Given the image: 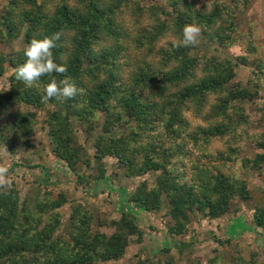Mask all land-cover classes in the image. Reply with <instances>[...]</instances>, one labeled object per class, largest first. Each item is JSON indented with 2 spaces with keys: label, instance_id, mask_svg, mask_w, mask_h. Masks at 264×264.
Masks as SVG:
<instances>
[{
  "label": "trees",
  "instance_id": "1",
  "mask_svg": "<svg viewBox=\"0 0 264 264\" xmlns=\"http://www.w3.org/2000/svg\"><path fill=\"white\" fill-rule=\"evenodd\" d=\"M142 1L8 0L0 9V43L21 39L27 46L33 38L59 35L54 60L67 71L53 76L75 83L78 94L42 102L50 77L29 87L15 78L25 48L0 52V78L7 67L12 70L9 89L0 90V112L17 106L4 128L8 136L0 140L11 153L17 148L12 135L28 147L38 113H44L54 157L88 185L89 178L77 169L89 167L91 158L73 135V121L87 135L100 129L92 157L99 174L92 181L108 180L105 158L114 159L126 178L157 174L152 187L143 181L126 202L145 212L158 211L165 202L173 222L169 233L179 236L190 214L216 220L232 212L234 201L251 199L247 182L231 164L250 124L243 104L264 88V64L254 63L257 89L251 91L235 82L236 68L248 66V56L257 53L250 37L235 61L199 55L198 42L181 44L184 26L195 24L206 45L235 46L237 19L250 0H162L161 5L147 0V6ZM262 113L264 121V107ZM217 142L222 148L213 150ZM256 146L264 150V139ZM263 162L264 154L242 160L244 168L252 169ZM65 203L63 194L52 200L44 192L31 205L21 201L13 184L0 183V264H107L120 260L133 238L141 242L133 212H122L106 234L93 230V215L80 204L72 206L66 237H57L62 225L57 210ZM252 221L264 234V208L254 209ZM133 264L176 263L168 258ZM231 264H264V257L237 256Z\"/></svg>",
  "mask_w": 264,
  "mask_h": 264
},
{
  "label": "rangeland",
  "instance_id": "2",
  "mask_svg": "<svg viewBox=\"0 0 264 264\" xmlns=\"http://www.w3.org/2000/svg\"><path fill=\"white\" fill-rule=\"evenodd\" d=\"M216 1L204 0L210 4ZM8 0H0V9ZM158 5L162 0H157ZM149 1H142L141 5H149ZM238 42L230 49L206 45L198 37L199 55L216 56L222 59L236 60L244 54L247 37L252 39L256 47V55L248 56V66L239 65L236 68L235 82L241 83L251 91L256 90V77L254 63L262 61L264 64V0H250L246 10L239 14L237 19ZM26 46L21 39L0 43V52L8 55L13 51L24 49ZM12 70H7L0 78V90H8V78ZM245 113L248 116L249 127L247 135L237 147L239 154L231 168L236 175L244 179L251 193L248 202L234 201L232 212L216 220H209L201 214H190L183 235H171L169 228L173 225L166 215L167 206L164 202L162 208L155 212H145L130 206L126 200L138 185L143 181L152 187L156 178L155 173L142 177L126 178L124 169L119 167L114 159L105 158L103 167L107 181H92L99 174L98 165L92 159L93 142L100 129L87 135L84 129L73 121V135L81 145L86 155L91 158L89 167L80 165L77 169L79 175L88 177L89 184L79 182L75 174L69 172L63 162H59L53 155L49 139L43 125L44 113H38L35 136L27 140L28 147L21 146V141L15 136L10 140L17 148L14 153L5 152L0 140V167L8 169L7 178L18 190L21 201L26 200L31 205L43 198L44 192L49 199L55 200L60 194L66 198V203L58 209L61 215V228L57 237H66L69 228V217L72 206L80 204L93 215V230L110 234L109 224L117 220L124 211L133 212L142 233L141 242L133 238L124 256L107 264H133L138 260H166L172 258L176 264H231L233 258L241 256L249 259L255 255L259 261L264 257V234L256 228L252 215L256 207L264 208V162L256 169L244 168L243 159L253 160L257 155L264 154V150L257 149L256 140L264 139V88L258 89V98L244 103ZM17 106L13 105L5 112H0V138L7 135L4 128L12 121ZM22 110H27L21 106ZM25 141V140H24ZM213 150L222 148L217 142ZM184 245V247L182 246ZM168 249V251H165Z\"/></svg>",
  "mask_w": 264,
  "mask_h": 264
},
{
  "label": "clouds",
  "instance_id": "3",
  "mask_svg": "<svg viewBox=\"0 0 264 264\" xmlns=\"http://www.w3.org/2000/svg\"><path fill=\"white\" fill-rule=\"evenodd\" d=\"M200 28L195 25H185L182 30L181 44L184 47L194 46L198 42ZM59 35L44 36L43 38H33L24 49L25 61L15 69V78L31 87L41 81V77L49 76L50 80L44 87L42 102H47L53 98L63 97L71 99L78 94V89L68 78L57 80L53 73L63 74L67 71L64 65L56 63L53 49ZM5 152L6 149H5ZM8 169L0 167V183L7 185L11 181L7 178Z\"/></svg>",
  "mask_w": 264,
  "mask_h": 264
}]
</instances>
